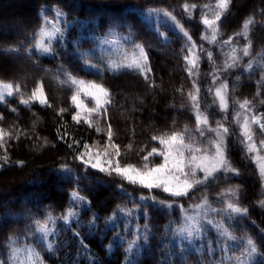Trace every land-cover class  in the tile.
<instances>
[{
  "label": "trees",
  "instance_id": "obj_1",
  "mask_svg": "<svg viewBox=\"0 0 264 264\" xmlns=\"http://www.w3.org/2000/svg\"><path fill=\"white\" fill-rule=\"evenodd\" d=\"M3 1L0 0V25H17L14 29L0 28V81L11 82L13 85L20 84L21 89L19 94L6 97V103H0V114L4 117V120L0 121V128L8 129L14 126L26 131L27 136L9 141L6 146L7 153L0 149V157L6 154L10 161L0 167V260L7 259V236L15 234L21 244L32 243V238L26 233H29L30 229L34 231L33 221L43 220L49 211L55 216L64 213L66 208L71 206L69 193L73 188L79 187L80 194L89 201L81 208L78 217L83 224L78 226L76 222H72L70 227L66 228L63 222L57 221L54 227L58 238L62 236L64 240L56 242L59 248L55 254H49L47 251L41 253L45 264H89V255L93 256L97 264H129V260L134 261V264H164L166 257L167 264H208V260L216 264L222 256L219 250L214 256L208 257L190 251L189 245L181 251L177 245L172 244L168 247L167 244L172 232L169 225L173 229L182 224L179 205L188 208L190 204L200 203L199 198L203 196L205 188H199L190 197L177 199V206L172 209H162L159 205L147 209L153 235L138 253L135 248L129 252L126 249L128 241L133 239L131 234L120 232V235L125 237L123 243L115 239L116 233L126 222L124 217L121 216L117 221L120 227L112 230L105 228V219L113 214L118 205L133 209L134 198L138 201L140 195L147 194V189L140 190L138 186L122 182L119 177L107 176L92 169L88 170L87 177L77 185V176H83L84 169L79 161L72 159L75 153L67 147L76 140L79 141L74 145L76 150H83L87 144L94 155L100 154L102 160L112 158L115 163L117 159L115 151L106 143L107 126L110 123L115 133L114 143L119 145L123 154L118 158L121 165L133 164L142 168L143 156L153 148L164 150V146L158 141L151 140L152 136L171 135L174 131L180 132L187 128L185 143L194 142L195 146L207 149L210 157L214 152L211 141L215 139V133H209L205 129V136L201 137L195 130L196 117L188 98V93L193 91V80L197 81L200 89L201 111L207 109L209 114L208 127L215 128L216 122L226 115L236 133L229 141V159L240 170V176L224 181L221 173V180L213 182L206 189L209 201L212 207H222L223 205L217 202L219 199L217 193L230 186L240 185L242 193L239 203L241 207L248 208V214L243 218L226 220V226L237 237L251 236L258 241L264 240V236H261V229H264V208L257 204V201L264 199V187L257 162L246 155L244 147L237 139L240 128L233 119L237 112H241L239 121H243L245 113L239 108V103L245 99L253 102L257 114H264V104H261L264 95L256 97L257 81L264 76V68H256L251 73L243 70L249 59L264 51V15L259 14V10L264 8V0H234L230 13L220 27V39L226 40L238 32L245 17L255 13L257 26L250 33L251 54L240 60L239 67L221 73L220 80L215 82L211 75L213 69L222 68L227 58L226 54L231 51L230 47L222 48L219 44L201 41V34L205 32L204 25L200 23L201 16L205 11L209 18L215 14L214 8L206 10L203 6L214 5L215 0H18L8 5ZM186 3L199 6L192 11L191 21L187 19L182 7ZM50 8L62 9L66 13V18L73 20L71 33L75 39L66 38L63 48L55 43L54 47L59 53L55 57L41 56L34 49L30 50V56L29 51L25 50L30 49V45L34 43L32 35L42 23V11ZM150 8L167 9L172 12L192 36V40L198 46L197 51L199 45L203 43L205 52L199 53L201 57L199 69L193 70L191 78L185 71L186 64L183 59V56L188 55L187 49L181 51L184 40L178 37L173 30L174 26L166 22L162 14L149 17L147 10ZM158 33L165 34L167 41ZM93 34L114 38L117 44L108 51H98L93 48L95 40L90 37ZM129 36L131 42L125 39ZM132 42L143 44L148 51L152 73L147 82L133 72L101 73L83 64L84 59H90L92 64H100L101 67L108 59L120 62L123 53L132 50ZM232 43L238 48H243L247 41L240 37L234 39ZM9 47L18 50L15 53L3 51ZM207 51H212L214 64L207 59ZM80 52H87L89 55L80 57ZM61 66L79 79L101 83L110 90L113 102L108 106L107 119H99V123L96 124L98 118L94 114L89 117L87 109L95 107V100L85 95V91L94 90L84 86H81L84 87V91L79 92V100L83 102L82 122L77 124L72 119L77 109L70 98L77 91V87L59 83L60 80H64ZM225 80L228 82L229 93V107L226 113L220 111L218 102L213 104V90L215 91V88ZM153 81L157 87H149ZM38 83L43 85L44 93L52 106H41L38 102H33L31 106L20 104L21 98H28ZM209 89H212L211 94ZM182 105L184 107H181ZM11 108H16L17 111L12 112ZM61 108L68 111L57 115ZM85 118L92 120L94 126L90 128L88 124L83 123ZM33 121H37L35 128ZM97 126L103 131L97 132ZM253 131L257 151L251 155L264 157V148L259 144L260 140L264 139V134L260 133L256 125L253 126ZM65 132L68 133L65 140H58L57 136ZM45 138L49 146L40 147ZM53 144L54 147L51 146ZM129 144L132 145L131 150L126 147ZM106 147L111 157L104 155ZM141 149L144 151L141 152ZM185 155L188 156L189 153L186 152ZM197 155L203 156L204 152ZM16 161L24 163L21 166L16 164ZM162 162L163 157L156 156L151 158L149 166ZM62 163L72 168L70 177L58 172ZM202 175L203 173H198V176ZM121 183L125 184L130 196L120 192L117 185ZM154 194L160 195L161 199L168 198L167 194L159 193L158 190H154ZM94 216L100 219L96 221L95 228L89 231L88 222ZM134 219L141 225L145 222L139 209L136 210ZM215 219L219 220L221 217L217 216ZM204 228L208 240L215 241L217 233L212 226L205 223ZM71 229L78 232L79 236L71 233ZM140 243L143 244V241ZM203 243L206 245L207 240ZM192 246L199 247L200 242L196 241ZM84 248L87 252L81 255L80 252ZM170 249L174 252L172 253ZM241 251L242 245L237 242V246L228 254L240 256Z\"/></svg>",
  "mask_w": 264,
  "mask_h": 264
},
{
  "label": "snow or ice",
  "instance_id": "obj_2",
  "mask_svg": "<svg viewBox=\"0 0 264 264\" xmlns=\"http://www.w3.org/2000/svg\"><path fill=\"white\" fill-rule=\"evenodd\" d=\"M234 0H215L214 5L205 4L204 9L208 10L214 8L215 14L212 18H209L207 11L201 16L200 23L204 25L205 32L201 34V41H207L209 44H219L223 47H230L231 51L226 54L227 58L224 61L222 68L213 69L211 73L213 81L220 80V74L226 73L230 69L240 66V60L243 57H249L252 49V40L250 39V33L257 26L255 20V13L245 17L241 22L240 30L233 33L226 40L220 39V27L223 20L230 13ZM184 13L189 21L193 19L192 11L196 10L199 6L196 4L188 5L187 3L183 6ZM149 17L152 15H160L166 18V22H170L173 25V30L177 33L180 39L184 40V44L181 47L183 52L187 49L188 55L183 56L186 64L185 71L188 73L189 78L193 75L194 69H199L200 55L199 53L205 52L203 43L199 45L197 51V44L192 40V36L183 26V24L173 15L172 12L167 9L150 8L147 10ZM260 15H264V8L259 10ZM65 13L62 9H55V17L49 19L48 16H43L42 23L39 29L33 33L32 39L34 43L30 45L29 51L31 56V49H34L36 53L41 56H56V48L54 47V41L64 47L65 31L68 27L66 22L62 21ZM63 22V26H61ZM210 33V35H209ZM114 34V33H111ZM167 41V37L163 33H158ZM182 34V35H181ZM243 37L247 43L243 48H238L233 45V40L236 38ZM126 40L131 42V37H125ZM102 43H113L112 40L105 39ZM131 51L124 52L120 62L116 60L108 59L104 61V66L100 64H92L90 59H84L83 64L88 68H95L97 72L109 71L113 74L129 71L136 73L143 77L145 82L148 81L152 68L149 62V54L145 46L140 43L131 44ZM17 48L9 47L3 49L8 53L17 52ZM242 53V55H240ZM80 57H87L89 53L80 52ZM207 59L212 64L215 63L212 51H207ZM256 68H264V51L258 52L256 56L249 59L247 65L244 66L243 70L246 72H254ZM61 73L64 76V80H60V84H68L76 86L77 91L71 96V101L75 104L77 111L73 114L72 119L77 124L82 122L81 114L79 109L81 108L82 101L79 100V92L84 91V87L93 89L94 91H85V95L91 96L95 100V107L87 109L89 117L93 114L98 118L96 124L99 123V119L108 118V106L112 104V93L101 83L94 81H84L74 76L72 72L67 71L61 66ZM198 74V73H197ZM239 80V76L237 77ZM257 92L256 97L264 95V76L257 81ZM84 86V87H81ZM149 87H157L155 82ZM21 85L11 82L0 81V103H6V97H13L20 93ZM182 91V89H178ZM200 89L197 86V81L193 80V91L188 93V98L191 102L193 113L196 117V132L199 136H205V129L209 133H215V139L211 141V146L214 148V152L209 157L207 149L195 146V143H185L186 133L188 131L185 128L180 132H172L171 135L161 134L160 136H152V141H158L160 145L164 146V150L153 148L151 152L142 157V168H138L136 165L127 164L121 165L118 159L123 154L120 151L119 145L114 143L113 137L115 135L111 124L107 126V145L115 151V163L113 159L102 160L100 154H93L89 145L85 144L83 150H76L74 145L79 141L73 140L72 143L68 144L67 147L72 150L75 154L72 156L74 161H79L80 165L84 169L83 176H77L76 184L79 185L82 179L87 177L89 169L96 170L99 173H104L107 176L119 177L120 180L126 181L128 185L138 186L140 190L147 189V194L139 196L138 201L134 198L135 207L133 209L122 208L119 205L113 210L111 216L105 219V228L112 230L119 228L117 221L121 216L124 217L125 223L120 231L116 233L115 239L121 243L124 242L125 237L120 235V232L131 234L133 239L128 241V248L126 251L132 252L135 248L138 253L140 248L146 246L150 237L153 233L149 226V212L147 209L155 208L159 205L162 209H172L176 207V201L180 198L190 197L193 192L199 188H205V192L200 197V203L190 204L188 208H185L182 204L179 205L182 213V224L181 226L169 230L173 232L174 240L173 243L178 240L181 244L187 242L189 250L192 252H199L202 256H214L216 251L219 250L222 253L221 258L216 264H264V240H256L251 236L243 238L237 237L226 226V220L232 221L237 218L246 217L248 214L247 207H241L239 203V197L242 193L240 185L230 186L226 189H222L217 193L219 198L217 202L223 206L220 208L212 207L209 201V194L206 189L215 181L221 180V173L223 174V180L227 181L234 177L240 176V170L236 168L232 161L229 159L230 144L229 141L236 133L233 131L229 124L228 117L225 115L222 120L216 122V127H208L209 114L207 109L201 111V105L199 101ZM209 93H212V89H209ZM228 82L225 80L215 88L214 101L215 104L218 101L219 109L221 112L228 111ZM254 97V99L256 98ZM33 102H38L41 106L51 107L48 98L43 90L42 84H37V87L32 91L28 98H21L20 104L24 106H31ZM261 104H264V100H261ZM181 107H184L182 105ZM211 107V106H209ZM239 108L244 111L243 121H239L241 112H237L234 120L239 124L240 132L237 136L240 144L244 147L246 155L253 161L257 162L258 171L262 180V187H264V157H257L251 155L257 151V144L254 141L253 126L256 125L259 128L260 133L264 134V114H257L254 110L253 102L245 99L239 103ZM10 111L16 112V108H11ZM68 109L61 108L57 112V115L67 112ZM35 115V113H33ZM4 117L0 114V121H3ZM83 123L88 124L91 128L94 126L92 120L85 118ZM175 123V119H174ZM37 121H33V128H35ZM228 125V126H226ZM97 132L103 131L100 127H96ZM15 133V135H13ZM68 133L65 132L63 135H58V140H65ZM21 136H27V132L21 129H17L14 126L4 129L0 128V149H4L7 153V144L9 141L15 139L19 140ZM260 147L264 148V139L259 142ZM49 142L44 139L43 145L40 147H48ZM51 146H55L54 144ZM131 150L132 145L126 146ZM141 152L144 149L140 150ZM189 153L188 156L185 153ZM204 152L203 156L197 155L198 153ZM105 156L111 157L108 148H105ZM156 156H162L163 162L159 165L149 166L151 158ZM0 167H3L9 163V158L5 154L0 157ZM16 164L23 165V161H16ZM58 172L63 175L71 176L72 168L62 163L59 166ZM198 173H203L202 176H198ZM120 192L125 196L131 194L127 192L124 183L117 185ZM154 190H158L159 193L167 194L168 198L161 199L160 195L154 194ZM81 190L79 187L73 188L69 193V206L66 208L64 213L59 216L53 215L52 211L45 214L43 220H34L35 225L34 231L30 229L26 235L30 236L33 240L32 243H20V239L15 234L6 237L7 246V259L0 260V264H45V260L42 256L43 251H47L49 254H55L58 251V244L56 243L55 237L57 236V230L55 226L57 221L63 222L65 226L70 227L72 222H76L78 226L82 225L83 222L78 219L80 216L81 208H84L88 203L87 197L80 194ZM258 206L264 208V199L257 201ZM139 209L143 213L144 224L141 225L134 219L136 210ZM221 217L217 220L215 217ZM100 217L94 216L92 220L88 222L89 231L95 228L96 221ZM211 225L216 231L217 237L215 241L208 240L207 231L204 228V224ZM75 236H79L78 232L74 233ZM261 236H264V229H261ZM207 240L205 245L203 242ZM143 241V244L140 243ZM199 241V247H193V242ZM237 242L242 245V251L240 256H231L228 253L233 247L237 246ZM86 247V246H85ZM39 249V250H38ZM183 256V253H181ZM127 259V258H126ZM89 264H97L93 257H89ZM129 264H134V261L129 260ZM164 264H167V257ZM208 264H214L212 260H208Z\"/></svg>",
  "mask_w": 264,
  "mask_h": 264
},
{
  "label": "rangeland",
  "instance_id": "obj_3",
  "mask_svg": "<svg viewBox=\"0 0 264 264\" xmlns=\"http://www.w3.org/2000/svg\"><path fill=\"white\" fill-rule=\"evenodd\" d=\"M10 1H12V2H10ZM18 0H4L3 2H4V4L5 5H8V4H10V3H14V2H17ZM55 9L56 8H50V9H47L46 11H42V13H43V16H48L49 17V19H53L54 17H55ZM64 13H65V11H63ZM62 21L63 22H66L67 23V25H68V27H67V29H66V31H65V39L66 38H70V37H72V33H71V28H72V25H73V20H69V19H67L66 18V13H65V16L62 18ZM63 22H62V24H61V26H63ZM17 24H13V25H8V26H5V25H0V28H2V29H5V27L6 28H15V26H16ZM90 37H92L91 39L92 40H95V44L93 45V48L94 49H98V51H103V52H105V51H108L109 49H111V48H113V47H115L116 46V44H117V41L114 39V38H111V37H107V36H105V35H100V34H93V35H91ZM73 38V37H72ZM73 39H75V38H73ZM105 39H109V40H112L113 41V43H108V44H106V43H102V41H104ZM55 41H54V45H55ZM91 47V46H90ZM214 90H213V94H214ZM214 99H215V97H214ZM218 102V101H217ZM219 105V104H218ZM79 111H80V114L83 112V107L81 106V108L79 109ZM82 117V116H81ZM82 195V194H81ZM50 227H54L53 225H49ZM66 228L68 227V226H65ZM176 227H174L173 229H175ZM71 233H75L76 231H74V229H71V231H70ZM175 238H174V236H173V232H171V236H169V238H168V247L169 246H171L172 244L173 245H177L179 248H181V251H182V249L184 248V247H186L188 244H187V242H185L184 244H181L178 240H176V242L175 243H173V240H174ZM55 240H56V242H61L62 240H64V238L62 237V236H60V238H58V233H57V236L55 237ZM193 243H196V241H194ZM171 250V249H170ZM87 252V249L86 248H84L83 250H81V252H80V254L81 255H83L84 253H86ZM171 252L173 253L174 251H173V249L171 250ZM89 257H93L92 255H89Z\"/></svg>",
  "mask_w": 264,
  "mask_h": 264
}]
</instances>
